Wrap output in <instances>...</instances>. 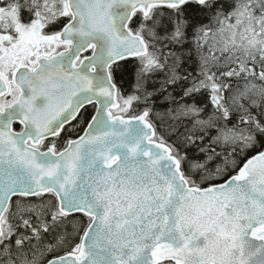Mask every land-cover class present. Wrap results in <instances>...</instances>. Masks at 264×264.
Segmentation results:
<instances>
[{
  "label": "snow or ice",
  "instance_id": "1",
  "mask_svg": "<svg viewBox=\"0 0 264 264\" xmlns=\"http://www.w3.org/2000/svg\"><path fill=\"white\" fill-rule=\"evenodd\" d=\"M0 264H264V0H0Z\"/></svg>",
  "mask_w": 264,
  "mask_h": 264
}]
</instances>
